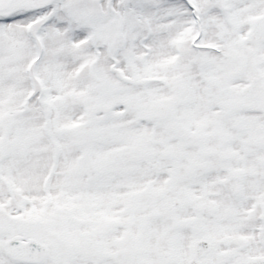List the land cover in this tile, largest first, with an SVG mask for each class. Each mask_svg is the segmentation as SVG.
Instances as JSON below:
<instances>
[{
    "label": "snow or ice",
    "instance_id": "6c2138e0",
    "mask_svg": "<svg viewBox=\"0 0 264 264\" xmlns=\"http://www.w3.org/2000/svg\"><path fill=\"white\" fill-rule=\"evenodd\" d=\"M0 264H264V0H0Z\"/></svg>",
    "mask_w": 264,
    "mask_h": 264
}]
</instances>
